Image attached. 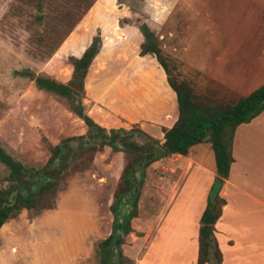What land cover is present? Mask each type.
<instances>
[{
	"label": "rangeland",
	"instance_id": "374dc122",
	"mask_svg": "<svg viewBox=\"0 0 264 264\" xmlns=\"http://www.w3.org/2000/svg\"><path fill=\"white\" fill-rule=\"evenodd\" d=\"M158 4V0H0V146L25 167H41L51 145L64 137L87 133L86 125L72 108L78 103L100 125L129 130L131 139L139 144L147 141L144 134L162 142L159 130L172 123L176 106L168 101L166 73L161 72L155 56L140 54L142 23L154 32L174 81L186 83L204 104L221 108L231 104V99L218 100L209 94V79L198 74L194 66L198 56L195 51L206 48L203 54L209 57L226 49L236 53L243 48L264 50V41L178 42L172 36L178 31L199 28L235 34V26L192 27L188 20L175 27L169 20L156 26L153 23L160 10L154 7ZM206 8L200 11L202 16L218 19L212 12L217 6ZM178 11L188 17L185 11ZM115 12L126 14L119 25L128 22L132 27L119 32ZM257 28L264 33V25L243 30ZM95 35L100 37V48L82 86L69 83L73 71L70 57H79ZM228 60L236 64L235 58ZM38 76L69 83L79 93L68 98L39 88L35 82ZM125 162L124 152L102 147L91 155L86 168L70 172L62 181L51 209H24L4 223L0 245H10L8 250L13 255L19 252L17 247L32 245L44 252L40 264L48 255L50 264H99L98 243L112 232L110 206ZM161 163L149 165L143 177L138 176L142 182L137 216L131 220L132 231L122 244L129 246L125 247L127 254H133L131 245H147L153 239L160 200L165 199L157 193L164 187L171 189L168 183L172 172L168 164ZM7 175L8 169L0 162V188L7 186ZM181 195L183 200L177 197L168 211L169 221L164 222L166 239L170 237L171 245L177 247L187 244L185 235L193 230L187 226L191 221L187 219L190 199ZM130 206L126 195L117 208L125 215L130 213ZM10 259L7 264L20 263L16 257Z\"/></svg>",
	"mask_w": 264,
	"mask_h": 264
},
{
	"label": "crops",
	"instance_id": "0c3cea01",
	"mask_svg": "<svg viewBox=\"0 0 264 264\" xmlns=\"http://www.w3.org/2000/svg\"><path fill=\"white\" fill-rule=\"evenodd\" d=\"M158 1L160 4L152 5V9L155 6L154 9L160 10L153 23L156 26H163L168 20L174 27L180 26L183 20H188V25L192 27L235 26V34H222L219 30L211 32V29L205 32V29L199 28L188 29L185 33L178 31L172 34L176 36L178 42L181 40L189 43L197 42V40L200 42L206 40L264 41V33L260 34L258 28L243 30V27L264 25V22H259L260 18H264V0ZM216 6L217 9L212 8ZM206 7H211L218 19L207 18L204 15L203 17L200 11L207 10ZM115 10L118 11V9ZM178 10L185 11L188 17L181 16ZM115 15L119 32L132 27L128 22H123L122 26L119 25L120 19L126 17V14L115 12ZM205 49L195 51L198 56L194 58V66L198 74L209 79V94L217 97L218 100L228 98L233 103L240 96H245L264 84V50L243 48L236 53L226 49L219 50L208 57L203 54ZM228 58H235L236 64H232ZM160 69L164 74L161 66ZM208 74L210 78H207ZM165 86L169 96L168 101L176 106L173 121L166 126L169 128L177 118L178 107L176 94L167 81H165ZM159 131L163 142L164 134L161 128ZM231 153L234 160L230 164L229 174L225 179L217 177L214 151L211 143L206 141L192 145L186 155L174 153L152 162L150 166L158 162L169 165L172 177L168 185L171 189L167 191L164 187L157 193L158 196L164 195L165 199L160 200L161 204L157 213L158 223L153 239L147 245H131L132 248L129 250L133 254L128 252L129 255L125 253V247L128 245H122V252L137 264H197L194 261L195 258L197 261L198 255L199 220L207 204L210 187L216 178L221 184L219 195L225 201L214 225V234L221 251L222 264H264V111L250 121L236 126ZM167 159L173 162L169 164ZM180 193L190 199L187 219L191 221L187 223V226L190 229L192 227L193 230L192 232L187 231L185 235L187 244L177 247L171 245L170 237L166 239L164 222L169 221L167 214L174 206L173 203L177 197L180 196L179 201L183 200ZM167 194L168 197H166ZM177 208L178 206L174 211L176 216L178 215ZM194 213L197 214L194 215ZM189 239L191 245H188ZM9 246L0 245V264H7L12 257L20 260L19 264H22L24 260L28 261L27 264H40L41 255L44 254L32 245H28L26 248L17 247L19 252L13 255L8 250ZM141 251L142 253L138 254ZM42 263L50 264L49 255L47 259L42 260Z\"/></svg>",
	"mask_w": 264,
	"mask_h": 264
},
{
	"label": "trees",
	"instance_id": "16d2710c",
	"mask_svg": "<svg viewBox=\"0 0 264 264\" xmlns=\"http://www.w3.org/2000/svg\"><path fill=\"white\" fill-rule=\"evenodd\" d=\"M139 30L144 38L140 44V54L150 53L155 56L166 73L169 86L176 94L178 115L169 128H161L164 141L159 142L143 133L147 141L139 144L131 139L132 133L129 130L100 125L84 113L82 105L78 103L72 108L86 125L87 133L67 136L51 145L49 157L41 167H25L0 146V162L8 169V184L0 188V228L24 209L34 212L51 209L54 195L68 174L86 168L91 155L108 146L113 151L124 152L126 162L120 174L114 202L110 206L114 216L112 232L98 243L99 264H131V259L124 256L121 246L125 236L132 231L131 220L137 216L139 185L142 182L138 176L143 177L146 167L174 153L186 155L192 145L206 141L211 143L214 151L217 177H228L230 164L234 160L231 153L234 130L240 123L248 122L264 111V84L240 96L228 106L221 108L204 104L186 83H178L170 77L168 63L148 25L142 23ZM99 48L100 37L95 35L79 57H70L73 71L69 83L78 82L82 86ZM35 82L39 88L64 97L71 98L72 94L79 93L69 83L50 77L38 76ZM220 187V182L215 178L200 216L197 264H222L221 251L214 234V225L225 203L219 195ZM126 195L131 200L130 213L123 215L117 205Z\"/></svg>",
	"mask_w": 264,
	"mask_h": 264
},
{
	"label": "water",
	"instance_id": "95a60500",
	"mask_svg": "<svg viewBox=\"0 0 264 264\" xmlns=\"http://www.w3.org/2000/svg\"><path fill=\"white\" fill-rule=\"evenodd\" d=\"M217 179H219V178H217ZM220 180V179H219Z\"/></svg>",
	"mask_w": 264,
	"mask_h": 264
}]
</instances>
